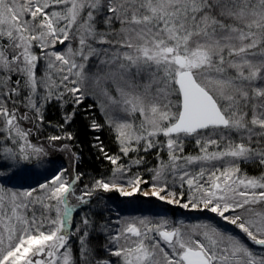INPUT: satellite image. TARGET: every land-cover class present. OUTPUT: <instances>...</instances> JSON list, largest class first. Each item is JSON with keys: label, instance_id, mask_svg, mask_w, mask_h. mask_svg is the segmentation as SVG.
I'll list each match as a JSON object with an SVG mask.
<instances>
[{"label": "snow or ice", "instance_id": "snow-or-ice-1", "mask_svg": "<svg viewBox=\"0 0 264 264\" xmlns=\"http://www.w3.org/2000/svg\"><path fill=\"white\" fill-rule=\"evenodd\" d=\"M81 110L119 145L96 137L114 168L90 183L68 130ZM52 151L69 166L38 187L0 183V264H264V0H0V181ZM150 151L149 181L133 168ZM113 192L214 215L113 227Z\"/></svg>", "mask_w": 264, "mask_h": 264}, {"label": "rangeland", "instance_id": "rangeland-1", "mask_svg": "<svg viewBox=\"0 0 264 264\" xmlns=\"http://www.w3.org/2000/svg\"><path fill=\"white\" fill-rule=\"evenodd\" d=\"M102 114L105 119L104 113ZM33 142L34 143L43 142V140L42 139L40 141L34 140ZM186 147H188V150L186 149ZM185 152L186 154H190V155H196L198 153L197 146L194 144V142H186ZM137 155H144V154L143 153H140V154L132 153L130 154V157L135 158ZM154 157H156V154L154 155ZM165 158H166V155H165ZM145 159H146V156H144V160ZM120 162L125 165H128L130 163V158L122 156ZM156 164H157V157L155 159V163L153 166L155 167ZM67 166H69V159L66 156V154L60 151H52L50 152L49 157L47 158L45 163L42 166L38 165L35 171H29V172L23 173L17 177L12 178L10 181H0V183H5L7 187L18 189V190L36 188L38 187L40 183H44L47 179H50L51 176L54 175L57 170H59L62 167H67ZM137 167L138 166H135L133 168V172L139 173L140 170L137 169ZM55 168L56 170L52 171ZM149 169H152V168L150 167ZM90 178L91 177L87 179L86 177H84L83 182L90 183L92 181V179L90 180ZM145 179L150 181L151 176L150 178H145ZM32 181H34L35 183H32ZM177 187H178V184H177ZM183 190L187 191V188L185 187ZM105 201L107 202L109 207H111L112 209V211L110 213H106V215L112 219L113 227L116 226L117 221H120L122 223V221L125 219L132 220L133 218H140V217H148L154 221H158L161 218H164V219L169 220L170 222L183 223L185 225H191V224H196L199 222L207 221V218L198 219V220H193V219L191 220L189 218V214L191 212L205 211V210L191 209V208L184 209L180 207L179 205H170L165 202L159 201L157 198H154V197L145 198L139 193L132 197H121L117 193L113 192V193H110L109 196L108 195L105 196ZM72 202L75 203L74 200ZM94 204H95V201H93V206ZM171 207H173L174 209L180 208L179 210L181 211V215L175 214L174 211L170 210ZM78 210L79 209H77V211ZM75 214L76 213L74 212L73 213L74 219L78 220L79 216H77V214L75 216ZM80 214L82 215L83 213L81 212ZM69 230H71V226H69Z\"/></svg>", "mask_w": 264, "mask_h": 264}, {"label": "trees", "instance_id": "trees-1", "mask_svg": "<svg viewBox=\"0 0 264 264\" xmlns=\"http://www.w3.org/2000/svg\"><path fill=\"white\" fill-rule=\"evenodd\" d=\"M88 103H92L91 100L88 101ZM64 107H58V105L53 102L46 106L45 109V115H46V121L51 122L45 123L43 131L44 135H53V134H60L59 128L56 127L57 124L61 122V117L64 112ZM83 110H81V114L78 115L75 119V122L71 124L70 128H68L69 131H73L77 134L75 147L78 152L79 160H78V170L82 173H84V177L87 179L89 177L90 180L95 178H101V177H108L112 173L113 165L105 159L102 154L100 153L99 149L95 147L96 144V137L99 136L100 140L103 141L104 147L109 155H116L119 153V145L117 144L115 140V133L109 129L107 125L103 129L95 130L87 127L90 120L84 118ZM88 115L94 116L97 120L100 122H104L103 114L100 111L92 110L88 113ZM68 127V126H66ZM191 145V144H189ZM188 150V147H186ZM155 152L150 151L146 155V159L144 160V163L139 165L137 169H139V174L143 175L145 178H150L151 173L148 172L149 168H153L155 159L154 157ZM166 155V154H165ZM149 167V168H148ZM249 175H258L259 170L256 169L252 165H244L242 166ZM53 169L52 171H55ZM87 182V181H86ZM32 183H35L32 181ZM108 196L110 195L107 194ZM83 207V206H81ZM180 208H173L171 207L170 210L174 211L175 214L181 215ZM79 211V210H78ZM190 213V212H189ZM192 215V217H191ZM214 214L208 212V211H196L191 212L189 214V218L192 220H198L203 218H209L213 216ZM76 216V214H75Z\"/></svg>", "mask_w": 264, "mask_h": 264}]
</instances>
